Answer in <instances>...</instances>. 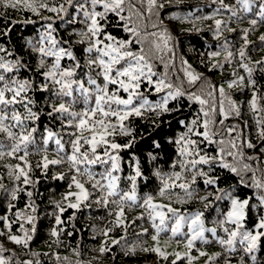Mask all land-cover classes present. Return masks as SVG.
Listing matches in <instances>:
<instances>
[{
  "label": "snow or ice",
  "instance_id": "6c2138e0",
  "mask_svg": "<svg viewBox=\"0 0 264 264\" xmlns=\"http://www.w3.org/2000/svg\"><path fill=\"white\" fill-rule=\"evenodd\" d=\"M170 3L172 0H0V11L27 10L36 16H41L43 11L53 14L44 17L42 31L35 42L27 41L40 56L37 66L39 81L31 77L20 78L21 70H28L27 65L15 58L10 49L0 46V53H4L0 55V134L3 135L0 160L11 157L19 161L6 167L9 176L15 181L22 180L24 185L33 183L29 177L33 169L30 156H41L35 167L43 170L49 165L66 164L72 172L68 187L78 189V192H68L64 196L68 208L79 209L89 200L90 192L85 184H90L92 189L101 193L95 201L97 204L103 203L105 208L112 204L117 209L113 227L103 229L101 235L110 238L113 228H121L126 233L137 220L146 221L152 232L141 225L142 230L137 235L149 236L154 246L151 249L141 247V251H152L168 260L169 253L160 247L162 235L167 244H183L187 249L184 253H172L175 259L170 264H177L180 260L194 264L199 257L205 256L208 257L206 264H216L221 256L224 264H231L236 255L239 256L238 264H264L257 255L264 252V93L260 92L253 78L255 70L250 66L251 57L248 55L249 32L255 30L258 23H264V0H234L237 8L230 7L225 0H211L212 4L219 6L210 15H195L190 11L187 15L171 17L179 23L188 22L194 26L198 21L213 20V34L217 38L225 30L234 31L229 26L232 18L237 22L248 18L252 27L241 30L243 46L236 53L227 40L220 45V51L208 53L209 59L226 53L224 62L227 64L238 57L237 69H243L246 75L237 70L225 83L228 89L250 91V98L245 102L234 99L223 84L216 85L202 78L187 60L181 59L179 65L176 64V38L164 26L160 15L165 4ZM223 12L230 13L227 21L216 18ZM57 17L64 24L83 25L70 33L78 39L63 42L57 39L54 35ZM109 25L122 28L128 37L113 35L108 31ZM194 30L201 29L194 27ZM8 31L10 29L0 35L6 36ZM260 41L264 44V36ZM73 45L81 46L79 57ZM255 63L260 66L259 71L264 72V60ZM160 65L163 71H157ZM212 67L223 70L224 65L217 63ZM169 69L174 71L170 73ZM152 91L164 94L159 101L153 102L148 95ZM37 92L48 94L41 108L36 107L33 98ZM182 97H186L188 107L193 104L199 107L187 121H179L185 131L169 141L175 146L169 170L157 166L152 173L159 181L156 194H138L137 180L147 179L138 159L129 164L132 174L124 177L128 183L121 187L119 173L123 171V158L120 152L134 142V138L124 144L117 140V136H132L133 129L126 122L133 117L142 118L145 113L159 117L179 111V106L170 108L169 102ZM45 108L46 112L43 111ZM42 114L51 126L45 125L41 129L37 121ZM57 123L58 128L55 127ZM254 139L259 145L253 142ZM155 147L161 145L157 142ZM50 150L57 159L48 158ZM249 150H252L251 154ZM149 155L151 160H157L156 155ZM94 166L102 170L94 171ZM215 168L235 174L239 177L238 183L254 189V193L252 197L240 198L233 195L234 190L222 191L216 199H226L229 207L218 213L212 227H206L203 212H181L173 207V203L191 201L197 195L193 185L198 178L203 179L205 186H215L217 178L209 175ZM56 178L63 180L64 175ZM21 190L16 187L11 191L13 201L18 199L17 192ZM217 191L220 190L217 188ZM27 195L31 197L32 193L27 192ZM173 197H176L175 201ZM73 198L75 202H71ZM157 198L167 203L157 202ZM207 200L208 196L200 198L201 203ZM55 206L60 213L66 210L62 203ZM13 208L15 205L9 203L8 212L12 213V219L8 215L0 216L5 229L0 231V237L27 249L36 231L35 217L27 211L35 212L36 209L32 203H28L24 210L12 212ZM126 209L143 211L129 222ZM254 209L256 214L252 215ZM21 221V235L13 234V223ZM62 223L57 215L56 227L50 232L56 244L60 243L63 229L59 226ZM25 224L32 227L26 228ZM197 242L201 245L217 243L223 252L209 256L196 247ZM119 243L120 240L111 239L109 244L105 239L100 254L111 251V247ZM193 249L198 252L197 257L191 255ZM136 251L137 244L133 243L127 246L126 254H135ZM13 256L14 252L0 244V264H13ZM55 259L60 261L61 257L56 255ZM63 259L68 260L67 257ZM17 264H32V261H18Z\"/></svg>",
  "mask_w": 264,
  "mask_h": 264
},
{
  "label": "trees",
  "instance_id": "16d2710c",
  "mask_svg": "<svg viewBox=\"0 0 264 264\" xmlns=\"http://www.w3.org/2000/svg\"><path fill=\"white\" fill-rule=\"evenodd\" d=\"M225 3L232 8L238 6L234 4V0H225ZM218 4H212L211 0H172V3L165 4L161 10V19L164 26H166L176 38V64L179 65L181 59L187 60L189 64L199 73L202 78H207L210 82L225 87L234 99L240 102H245L250 98V91L242 89H228L225 81L232 79V73L237 71L239 64L238 57L233 59L231 64L224 62L226 53H222L219 57L214 59L208 58L210 51H220V45L225 40L230 42L231 50L236 53L238 49L243 46L241 39L242 29H251L248 18L242 22H237L236 18H232V22L229 25L234 31H224L223 34L217 38L213 34L215 27L213 20L198 21L194 26L191 23H179L173 20V15H187L188 12L193 11L195 15H210L218 7ZM197 9H199L197 11ZM71 11V10H70ZM53 14L43 11L41 16H36L27 10H7V12L0 11V32L8 31L6 36L0 35V46L10 49L15 58L20 59L28 70H21L20 78L31 77L37 81L41 79L38 75V63L40 56L37 52L27 44L28 40H33L38 37L40 31H42L41 25L45 22L44 17L52 16ZM240 15H245L240 13ZM230 13L223 12L218 15L217 19L228 20ZM26 21H32L27 23ZM57 31L54 33L57 39L63 41L75 40L78 37L70 35L73 29L83 28L82 24H64L58 17L56 18ZM194 27L201 29L195 31ZM108 31H111L113 35H117L118 38H127L128 34L123 32L120 27H112L109 25ZM264 36V23H258L255 30L249 32V40L251 43L248 46V55L251 57L250 66L254 68V79L257 81V87L261 93H264V72L259 71V65L255 62L258 60H264V44L261 43L260 37ZM79 45H73L75 54L80 56ZM4 55V53H0ZM12 59L13 57H7ZM67 62V61H65ZM70 63V62H67ZM223 64V70L212 67L213 64ZM157 71H163V66L157 67ZM173 69H169L171 73ZM239 74L246 75L243 69H239ZM182 75V73H181ZM175 80V76L172 77ZM178 83V82H177ZM199 84V82H198ZM187 87V85H185ZM194 90V89H193ZM148 94V93H146ZM160 93L152 91L149 95V99L153 102L159 101ZM47 93L37 92L34 94L36 100V107L41 108L47 99ZM188 101L186 97L179 98L175 101L169 102V107L179 106V111H172L171 113H164L157 117L153 113H145L144 117H133L126 123L133 129L132 136H117L119 143H127L130 139L134 138V142L130 148L124 149L120 152V156L123 158L122 168L123 171L119 173L121 175V187L127 186V181L124 179L126 175L132 174V169L129 164L134 159H138L140 167L144 177L147 179H138V194L143 196L146 193L156 194V190L159 185V181L152 174L157 166L162 170H169V164L175 156V146L169 141L175 139L182 132L185 131L184 127L179 123L180 120L187 121L191 118L195 110L198 109V105L193 104L188 107ZM44 112L47 109H43ZM247 118V117H246ZM250 122V121H249ZM42 129L45 125L51 126L48 123V119L45 115H41L40 121H37ZM56 128L59 127L57 123ZM67 138V137H65ZM0 139H3V135L0 134ZM7 143V141H5ZM161 145L160 148L155 147V143ZM254 143L259 145V141L254 139ZM214 147V146H212ZM51 149V146H50ZM212 149L209 148V152ZM252 150H249L251 154ZM156 155L157 160L150 159V155ZM48 158L57 159L58 157L53 151H49ZM41 159L40 155H32L29 157L30 162L33 165L32 171L29 173L30 179L33 183L24 185L22 180L15 181L13 177L9 176L8 164L19 163L11 157H6L4 160H0V184L3 185L0 188V216L8 215L12 219V213L8 212V205L12 203L16 210H24L28 203H32L36 209L35 212L31 210L27 211V214L35 217L36 231L33 234L32 240L29 242L27 249L13 244L5 237H0V244H3L10 252H14L15 256L12 257L13 264H17L18 261H32V264H170L173 260L168 257V260H164L152 251L144 252L140 248L151 249L154 246V242L149 236H138L137 233L141 232V225L144 228H148L149 232H152L150 224L146 221L137 220L135 224H131L125 233L121 228H113L109 237L106 238L101 235L103 229L112 228L115 221V211L117 210L115 205L109 204L107 208L103 206V203L97 204L95 201L101 197V193L95 189H92L90 184H85L90 192L89 200L81 204L79 209H72L67 207L64 196L68 192H78L74 186L68 187L70 184V172L66 164L61 165H49L47 170L36 168L35 164ZM207 170V166H204ZM94 171H101L99 166H94ZM63 174L64 179L60 180L56 177ZM210 176L217 178L215 186H205L202 178H198L194 188L197 189V195L189 202L185 204H175L181 212L195 213L201 211L204 213V219L206 225L213 224L212 221L218 218V213L225 212L229 207V201L217 200L216 196L220 195L222 191L234 190L233 195H237L240 198L252 197L254 189L245 187L239 184V177L229 172L227 169L215 168ZM259 176V173H257ZM16 187L22 189L17 192L18 199L13 201L11 199V191ZM217 188L220 191H217ZM180 192L179 189H176ZM27 192H31L29 197ZM211 193V195H209ZM208 196V200L204 203L200 202V198ZM176 197H173L175 201ZM71 202H75L73 198ZM157 202H164L157 198ZM57 203H62L66 210L60 213L56 208ZM205 203L208 204L205 207ZM110 211L112 214H110ZM128 221L130 222L135 217L141 215L142 209H135L132 211L125 210ZM255 209L252 215H255ZM59 215L63 223L59 226L63 231L60 233V243H54V239L50 232L52 228L56 227L55 217ZM21 222L13 223V234L21 235L19 232ZM26 228H31V225L25 224ZM3 223L0 222V231H4ZM220 235H223L221 232ZM125 237V239H121ZM108 239V243L111 244V239H118L120 243L111 247V251L100 254L99 249L102 241ZM163 239V235L161 237ZM133 243L137 244V251L135 254H126L127 246ZM197 248L206 251L209 256H214L217 253L223 252V249L217 243L209 245H201L197 242ZM79 252V255L75 254V251ZM197 252L196 249H193ZM9 255V253H5ZM56 255L61 257L60 261L55 259ZM258 259L264 260V252L258 253ZM67 257L65 261L63 258ZM208 257H199L194 261V264H206ZM239 256H233L231 264H238ZM177 264H187L185 260H180ZM216 264H224V257L221 256Z\"/></svg>",
  "mask_w": 264,
  "mask_h": 264
},
{
  "label": "rangeland",
  "instance_id": "374dc122",
  "mask_svg": "<svg viewBox=\"0 0 264 264\" xmlns=\"http://www.w3.org/2000/svg\"><path fill=\"white\" fill-rule=\"evenodd\" d=\"M163 94L164 93H160L158 96L161 97ZM212 226H213V224L206 225V227H212ZM160 247L162 248V250H165L167 253H169V257H171L172 259H175L174 255H171L172 253H175V252L184 253V252L187 251V249L184 247L183 244H180V245H177L175 243L167 244L165 242L164 238L161 239ZM191 255L194 256V257H197L198 256V252H194L193 250H191ZM185 263H187L186 260H185Z\"/></svg>",
  "mask_w": 264,
  "mask_h": 264
}]
</instances>
